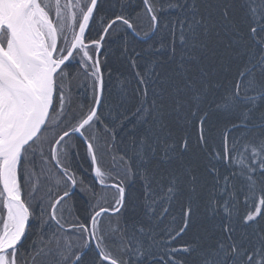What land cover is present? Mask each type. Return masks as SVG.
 <instances>
[{"label": "snow or ice", "instance_id": "1", "mask_svg": "<svg viewBox=\"0 0 264 264\" xmlns=\"http://www.w3.org/2000/svg\"><path fill=\"white\" fill-rule=\"evenodd\" d=\"M0 264H264V0H0Z\"/></svg>", "mask_w": 264, "mask_h": 264}]
</instances>
